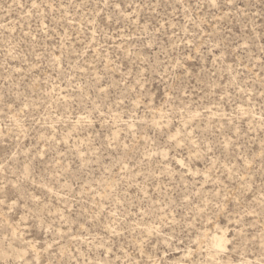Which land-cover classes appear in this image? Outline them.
Listing matches in <instances>:
<instances>
[{
  "label": "rangeland",
  "instance_id": "1",
  "mask_svg": "<svg viewBox=\"0 0 264 264\" xmlns=\"http://www.w3.org/2000/svg\"><path fill=\"white\" fill-rule=\"evenodd\" d=\"M0 264H264V0H0Z\"/></svg>",
  "mask_w": 264,
  "mask_h": 264
},
{
  "label": "bare ground",
  "instance_id": "2",
  "mask_svg": "<svg viewBox=\"0 0 264 264\" xmlns=\"http://www.w3.org/2000/svg\"><path fill=\"white\" fill-rule=\"evenodd\" d=\"M223 239L221 238V237H218V238H216V239H214V241H213V246H214V249L215 250H220V249H222L223 248Z\"/></svg>",
  "mask_w": 264,
  "mask_h": 264
}]
</instances>
